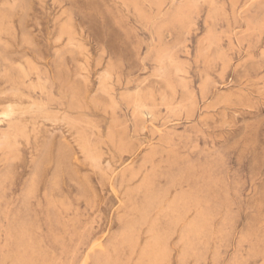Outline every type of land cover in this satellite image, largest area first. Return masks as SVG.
<instances>
[{"label": "rangeland", "instance_id": "374dc122", "mask_svg": "<svg viewBox=\"0 0 264 264\" xmlns=\"http://www.w3.org/2000/svg\"><path fill=\"white\" fill-rule=\"evenodd\" d=\"M0 264H264V0H0Z\"/></svg>", "mask_w": 264, "mask_h": 264}, {"label": "bare ground", "instance_id": "6f19581e", "mask_svg": "<svg viewBox=\"0 0 264 264\" xmlns=\"http://www.w3.org/2000/svg\"><path fill=\"white\" fill-rule=\"evenodd\" d=\"M143 105V104H142ZM140 111V110H139ZM143 112V111H142ZM65 141V140H64Z\"/></svg>", "mask_w": 264, "mask_h": 264}]
</instances>
